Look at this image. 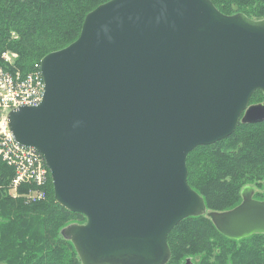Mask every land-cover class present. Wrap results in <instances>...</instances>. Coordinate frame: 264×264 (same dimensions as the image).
<instances>
[{"label": "water", "instance_id": "water-1", "mask_svg": "<svg viewBox=\"0 0 264 264\" xmlns=\"http://www.w3.org/2000/svg\"><path fill=\"white\" fill-rule=\"evenodd\" d=\"M40 65L43 98L13 109L8 129L42 155L55 201L86 218L61 230L80 264H167L188 217L233 240L264 234L252 185L207 211L187 179L196 147L264 121V104L249 105L264 94V18L210 0H109Z\"/></svg>", "mask_w": 264, "mask_h": 264}, {"label": "trees", "instance_id": "trees-1", "mask_svg": "<svg viewBox=\"0 0 264 264\" xmlns=\"http://www.w3.org/2000/svg\"><path fill=\"white\" fill-rule=\"evenodd\" d=\"M107 1L0 0V67L11 71L1 55L14 52L16 70L25 76L46 54L75 41L87 13ZM210 1L225 15L264 17V0ZM257 93L262 96L260 91L253 96ZM187 169L188 184L203 197L207 211L236 207L244 186L264 180V121L239 123L231 136L196 147L187 157ZM13 176V168L0 160V264H80L61 230L72 217L84 216L55 201L50 175L46 197L35 202L23 197L31 189L28 184L21 185L17 197L6 190ZM239 242L241 247L235 248ZM168 245L171 259L167 264H186L192 261L189 257L197 264H264V234L229 239L206 215L181 221L169 233Z\"/></svg>", "mask_w": 264, "mask_h": 264}, {"label": "built area", "instance_id": "built-area-1", "mask_svg": "<svg viewBox=\"0 0 264 264\" xmlns=\"http://www.w3.org/2000/svg\"><path fill=\"white\" fill-rule=\"evenodd\" d=\"M6 60L9 61L7 58ZM36 67L35 71L25 77L19 73L12 74L0 67V103L14 101L17 104L30 106L40 103L44 92V82L40 68L37 65ZM0 158L15 169V176L9 185L14 192V197L19 196L18 188L22 184L36 188L23 195L27 202L39 201L46 197L43 188L48 169L43 157L41 158L34 149L17 143L5 121H0Z\"/></svg>", "mask_w": 264, "mask_h": 264}, {"label": "bare ground", "instance_id": "bare-ground-1", "mask_svg": "<svg viewBox=\"0 0 264 264\" xmlns=\"http://www.w3.org/2000/svg\"><path fill=\"white\" fill-rule=\"evenodd\" d=\"M6 58L9 60L7 61ZM1 60H3V64L6 65L9 69H11V73L12 74H15V73H19L22 77H25L27 76L28 74H30L31 72L35 71V69H37L36 65L40 68V61L38 63H36L32 69L26 73L25 76H23V74L19 71V70H16L17 68L14 67L15 66V61L17 60V55L14 53V52H3L2 55H1ZM9 71V70H8ZM41 72V71H40ZM263 98H264V94L261 92ZM264 104V102H260V103H255V104ZM39 104V103H38ZM37 104V105H38ZM21 104H17L15 103L14 101H8L6 103H0V121H5L7 124H8V114L13 110V109H16L20 106ZM23 105H26V104H23ZM21 105V106H23ZM6 115V116H5ZM240 121H241V118H240ZM240 124H244L242 122H239ZM238 123V124H239ZM261 123V122H260ZM251 124V123H250ZM253 124H256V123H253ZM238 126V125H237ZM1 161H3L1 158H0ZM4 162V161H3ZM12 167V166H11ZM13 170H14V176H15V169L14 167H12ZM13 176V178H14ZM12 178V179H13ZM12 181V180H11ZM28 182V181H27ZM263 182V181H262ZM13 195V194H12ZM240 196H241V191H240ZM264 200V199H263ZM241 201H242V196H241ZM262 201V200H261ZM240 204V203H239ZM238 204V205H239ZM224 236V235H223ZM190 261V260H189ZM191 262V261H190ZM192 263V262H191ZM193 264V263H192Z\"/></svg>", "mask_w": 264, "mask_h": 264}, {"label": "rangeland", "instance_id": "rangeland-1", "mask_svg": "<svg viewBox=\"0 0 264 264\" xmlns=\"http://www.w3.org/2000/svg\"><path fill=\"white\" fill-rule=\"evenodd\" d=\"M264 18V17H263ZM263 18H259V19H254V20H260V19H263ZM3 61V60H2ZM14 67H16L17 68V64H15V66ZM260 102H264V99L262 98V96L260 95V94H255L254 96L252 95L251 96V99H250V101H249V104L251 105V104H255V103H260ZM49 170H48V173H47V180H46V183H45V186H44V188H43V190L46 192V188H47V184L49 183ZM50 179H51V177H50ZM48 182V183H47ZM52 181L50 180V183H51ZM252 185H253V187H254V189H255V192H254V195H253V197L256 199V200H263L264 199V190H263V185H262V183L261 182H253L252 183ZM21 187V186H20ZM19 187V188H20ZM28 187H30L31 189H29V191L30 190H32V189H36L34 186H29L28 185ZM19 188H18V190H19ZM6 190L7 191H11V193H14L13 192V190L11 189V188H9V185H7L6 186ZM28 191V192H29ZM263 194V195H262ZM207 208V207H206ZM208 210H211L210 208H208ZM84 217H83V219L82 218H80V217H72L71 219H70V222H69V224H72V223H80V222H82V221H84ZM177 234L178 233H176L175 234V236L174 237H177ZM240 245H242L240 242L239 243H235V248H239V247H241ZM246 245H250V244H246ZM189 257V256H188ZM187 258V257H186ZM189 258H191V262H193V264H197V261H195L196 259L194 258V257H189ZM184 264H185V262H184ZM190 264V263H189ZM192 264V263H191Z\"/></svg>", "mask_w": 264, "mask_h": 264}, {"label": "flooded vegetation", "instance_id": "flooded-vegetation-1", "mask_svg": "<svg viewBox=\"0 0 264 264\" xmlns=\"http://www.w3.org/2000/svg\"><path fill=\"white\" fill-rule=\"evenodd\" d=\"M250 105V104H249Z\"/></svg>", "mask_w": 264, "mask_h": 264}]
</instances>
